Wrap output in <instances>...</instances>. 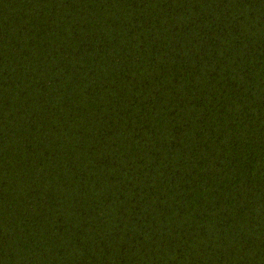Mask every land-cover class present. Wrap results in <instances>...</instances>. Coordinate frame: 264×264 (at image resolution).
<instances>
[{
  "label": "trees",
  "instance_id": "obj_1",
  "mask_svg": "<svg viewBox=\"0 0 264 264\" xmlns=\"http://www.w3.org/2000/svg\"><path fill=\"white\" fill-rule=\"evenodd\" d=\"M0 264H264V0H0Z\"/></svg>",
  "mask_w": 264,
  "mask_h": 264
}]
</instances>
